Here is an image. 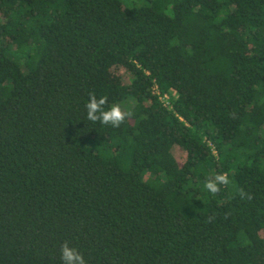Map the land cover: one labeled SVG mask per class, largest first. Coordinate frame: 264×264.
I'll return each mask as SVG.
<instances>
[{
    "label": "trees",
    "instance_id": "1",
    "mask_svg": "<svg viewBox=\"0 0 264 264\" xmlns=\"http://www.w3.org/2000/svg\"><path fill=\"white\" fill-rule=\"evenodd\" d=\"M91 92L133 117L88 121ZM64 242L264 264V0H0V264H62Z\"/></svg>",
    "mask_w": 264,
    "mask_h": 264
},
{
    "label": "clouds",
    "instance_id": "2",
    "mask_svg": "<svg viewBox=\"0 0 264 264\" xmlns=\"http://www.w3.org/2000/svg\"><path fill=\"white\" fill-rule=\"evenodd\" d=\"M108 105V97H97L94 92L89 93V100L85 105L87 112V120L93 123L100 122L103 125H110L113 128H119L127 119L133 117V112L125 111L120 104ZM230 184L228 173H219L214 176L208 177L205 180L204 188L216 195L221 191V186H227ZM238 195L242 200H251L252 197L246 193L243 189L238 190ZM215 219L210 217L209 221ZM62 264H87L82 253L76 248L70 246L69 242H64L60 249Z\"/></svg>",
    "mask_w": 264,
    "mask_h": 264
},
{
    "label": "rangeland",
    "instance_id": "3",
    "mask_svg": "<svg viewBox=\"0 0 264 264\" xmlns=\"http://www.w3.org/2000/svg\"><path fill=\"white\" fill-rule=\"evenodd\" d=\"M125 76H126V75H125ZM172 155H173L175 158L179 159L180 156L182 155V153L179 152V151H177V150H175V151L172 152Z\"/></svg>",
    "mask_w": 264,
    "mask_h": 264
},
{
    "label": "built area",
    "instance_id": "4",
    "mask_svg": "<svg viewBox=\"0 0 264 264\" xmlns=\"http://www.w3.org/2000/svg\"><path fill=\"white\" fill-rule=\"evenodd\" d=\"M165 104H167V102H165V100L167 99V96H164L163 98H160Z\"/></svg>",
    "mask_w": 264,
    "mask_h": 264
}]
</instances>
